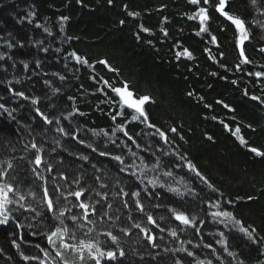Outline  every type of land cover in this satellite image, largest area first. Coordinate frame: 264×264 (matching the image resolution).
Listing matches in <instances>:
<instances>
[{
	"label": "trees",
	"instance_id": "16d2710c",
	"mask_svg": "<svg viewBox=\"0 0 264 264\" xmlns=\"http://www.w3.org/2000/svg\"><path fill=\"white\" fill-rule=\"evenodd\" d=\"M124 5L128 6L127 9ZM230 8L233 13L245 19L251 33V39L245 41L244 49L253 63L242 65L241 70L234 67L241 58L233 26L210 10L211 20L208 26L210 34L218 39L217 48L216 44L210 43L209 34H196L198 21L190 20L185 15H190L195 10L188 0H114L113 4H109L107 0H83V3L79 0H0V55L3 56L0 59V104L15 110L12 112L14 119L0 110V160L14 158L17 165L9 178L17 174L21 177L31 176L28 161L33 158L34 150L25 151L23 146L34 138L38 145L46 148L45 159L55 166L53 173H44L49 177L48 186L54 198L56 193L51 192L53 176L61 185V190H65L66 182L57 173L63 172L70 182L83 171L87 185H92L98 191L108 192L113 210L120 209V226H129L131 222L125 219L128 210L121 208L119 198H113L112 193L119 190L116 187L117 181L125 191H129L135 189L136 180L130 173L118 172L114 167L115 162H110L109 158L99 157L86 145L57 133L55 122L47 125L35 112V108L39 107L49 118L60 117V125L70 132L77 128L109 129L112 122L107 113L114 106L101 103L106 98L96 91V82L90 77L98 75L114 79L113 74L99 65L95 70L80 65L70 53L75 51L92 61L107 58L114 67L120 69L121 77L134 83L141 93L154 97L156 103L148 106L152 122L165 131L172 126L180 128L184 140H180L176 134H170V138L175 141L174 146H178L181 153L187 154L203 175L224 193V197H244L242 202L229 206V210L234 211L247 225L256 227L259 234L264 236V159L250 153L220 123L223 119L232 128L239 123L241 133L249 144L264 148V105L250 99L251 95L264 98V78L248 75L249 72L264 71V52L260 51L264 48V27L252 23L253 20L264 23V16L253 10L248 0H230ZM132 11L139 12L140 15L129 16L128 12ZM62 16L68 17V20L62 21ZM121 20L125 23L120 24ZM141 24L151 29V32L141 33L140 39H137L135 34L140 31ZM221 28L225 30L221 31ZM161 29L167 30V37ZM9 43L13 47H9ZM177 44L191 51L195 58L188 60L182 57L177 60L175 52L180 50L175 47ZM206 48L212 50V55L225 53L224 57L219 58L220 63L210 57ZM36 61L40 62L39 66ZM221 63L227 64V69L222 68ZM214 72L217 73L216 76L211 75ZM57 73L59 75H55ZM61 76L64 77L63 80L60 79ZM225 76L227 79H223ZM233 80L238 83L233 84ZM245 88L248 89V96L244 95ZM14 92H24L30 98L39 97L40 102L33 105L31 99L18 97ZM189 92L194 95L189 96ZM69 97L73 99L70 100ZM199 97H203V100H199ZM218 100L235 108V113L217 104ZM206 104L212 107L206 108ZM74 108H79L87 115L76 114L65 119ZM233 115L236 117L235 121L232 120ZM248 124L252 125L251 129L245 127ZM129 127L136 133L144 126L132 124ZM152 131L144 128V133ZM116 135L122 139L120 133ZM208 135L213 138L211 141L206 138ZM79 138L104 150L103 136H92L91 132L82 131ZM147 138L152 141V149H157V143L162 144L158 137ZM56 140L60 141L62 149L59 146L55 148L59 158L54 160L46 153L49 146H56ZM117 142L119 143V139ZM138 142L144 143L142 138H138ZM108 148H112V145L109 144ZM134 150L144 155L142 149ZM56 151H50L51 155ZM81 154L89 155L90 162L96 163L103 172L96 173L90 162L80 160ZM21 156L25 159H20ZM130 162L126 160V163ZM173 171L176 180L185 177L205 199L215 201L219 198L218 194L207 189L199 179H193L194 174L186 169L174 168ZM94 174L101 176V182L108 185L106 189L99 188V184L93 180ZM161 179L165 183L175 182L171 178ZM40 183L26 182L21 185V189L27 191L30 188L39 194ZM150 191L158 195L143 202L162 205L160 208L149 207L161 228H177L179 231V222L167 211L168 205L180 206L179 198L160 188H150ZM249 195L257 199L250 202L247 200ZM184 200L188 202L187 207L205 221L200 233L203 243L217 239L218 237L209 235L217 230V225L210 215H205V211L210 212L212 209L207 205L197 207L187 196ZM59 203L63 205L65 201L61 199ZM202 208L205 211H201ZM15 215L21 224H37L36 220L31 219L32 214ZM160 216L165 219L159 220ZM132 217L133 221L142 222L156 233L160 247L152 248L138 229H133L128 237L117 231L126 255L112 264H173L175 258H182L188 264L190 258L184 253L162 251L165 247H178L175 238L170 237L167 232L161 233L154 225H149L142 214L135 210L132 211ZM44 224H47L46 220ZM40 230H44V225H40ZM220 230L228 234L222 226ZM13 231L25 235L27 243L17 241L21 243V250L25 254H37L38 250L34 247L37 243L44 246L43 237L32 236L27 227L16 229L11 223L0 226V264H35L21 259L11 243L13 239H17L11 234ZM160 236L163 239H159ZM180 239L192 240L193 245L200 242L191 228L185 229ZM229 243L236 248L239 258L245 264H264V256L258 255L255 247L244 246L242 241L233 240L232 237L229 238ZM188 247L190 250L200 251L192 245ZM216 247L219 249V245ZM209 251L203 250L204 254Z\"/></svg>",
	"mask_w": 264,
	"mask_h": 264
},
{
	"label": "snow or ice",
	"instance_id": "6c2138e0",
	"mask_svg": "<svg viewBox=\"0 0 264 264\" xmlns=\"http://www.w3.org/2000/svg\"><path fill=\"white\" fill-rule=\"evenodd\" d=\"M79 2L83 3V0H79ZM107 2L113 4L114 0H107ZM188 3L194 6L195 10L190 15L187 13L185 15L190 20L198 21L197 35L209 34L210 43L216 44L217 48H219L218 39L215 35L210 34L208 26L211 20V10L223 17L226 22H229L237 35L239 57L241 59L239 63L235 64V69L241 70L242 65L253 63L244 49V43L251 39V33L245 19L232 12L230 0H188ZM248 3L260 16H264V6H262L264 0H248ZM124 7L127 9L128 6L124 5ZM128 15L137 17L140 13L132 11L128 12ZM61 20L66 21L68 17L62 16ZM119 23L124 24L125 21L121 20ZM252 23L264 27V23H260L257 20H253ZM139 29L140 31L135 34L137 39H140L141 33L151 32V29L143 24L139 25ZM224 30L221 28V31ZM45 31L48 30L45 29ZM161 31L167 37V30L161 29ZM8 46L13 47L11 43ZM175 47L180 49L175 52L177 60L182 57L188 60L195 58L193 53L187 48H182L179 44L175 45ZM44 51H47V49H44ZM205 51L217 63H220L219 58L225 55L224 52L212 55V50L208 48ZM260 51L264 52V48H261ZM70 56L80 65H86L93 70L99 65L102 69H106L113 74L114 79H105L98 75L90 77L96 82V91L102 93L106 98L101 103L114 106L107 113L112 126L109 129L99 130L77 128L70 132L60 125V117L49 118L39 107L35 108V112L43 123L53 125L55 122L57 125L55 131L57 133L62 134L64 137H71L77 140L79 144L86 145L87 148L92 150V153L97 154L99 157L109 158L110 162H115L114 167L118 169V172L130 173L136 181H139L135 189L129 191H125V188L121 187L119 181H117L116 187L119 190L112 193L113 198H119L121 208L128 210V215L125 219L131 223L127 227L120 226V209L113 210V202L109 200L108 192L98 191L92 185H87L83 171L70 182L68 176L63 172L57 173L60 179L66 182L67 187L65 190H61V185L56 182V177L53 176L51 192L56 193L54 198L48 186L49 177L44 173H53L55 166L45 159L44 146L38 145L33 138L30 143H26L23 146L25 151L34 150L32 151L33 158L28 161L31 165L30 177H21L17 174L10 179V173L14 172L17 167L14 163V158L0 160V226H7L11 223L16 229L27 227L31 230L30 234L32 236L43 237L44 246L42 247L40 243L35 244L34 247L38 250V253L28 255L21 250V243L17 242L19 240L27 243L25 235L21 232L13 231L11 234L15 235L17 239H13L11 243L17 249L21 259L26 262H35V264H89V262L91 264H112V262L118 261V258L126 255L124 248L121 246V236L117 234V231L128 237L132 234L133 229L140 230L143 238L152 248H159L160 245L157 242L156 233L150 227L144 226L142 222L133 221V210L142 214L149 225H154L161 233L167 232L170 237L175 238L179 246L165 247L162 251L165 253H184L187 258H190L188 264H245V261L239 258V252L236 248H233L229 243L230 237L233 240L242 241L244 246L255 247L258 255L264 256V236L259 234V230L256 227L247 225L236 216L234 211L229 210V206L242 202L244 197L226 199L224 193L212 184L208 177L203 175L196 164L188 158L187 154L181 153L178 146H174L175 141L170 138V134H176L180 140H184V136L180 134V128L172 126L165 131L152 122L148 106L156 103L154 97L141 93L134 83L121 77L120 69L114 67L107 58L92 61L88 57L77 54L75 51L70 53ZM0 59H3L2 55H0ZM39 63V61H36L37 66H39ZM24 66L27 68V63ZM220 66L227 69V64L221 63ZM211 75L216 76L217 73L214 72ZM248 75L255 78H264V71L249 72ZM60 79L63 80L64 77L61 76ZM223 79H227V77L225 76ZM232 83L237 84L238 81L233 80ZM54 91L58 92L59 89H54ZM243 91L245 96L249 95L247 88ZM14 95L24 99H31L33 105H37L40 102L39 97H27L24 92H14ZM188 95L192 96L194 93L189 92ZM69 99L72 100L73 98L69 97ZM250 99L259 101L261 105H264V98L261 96L251 95ZM199 100L202 101L203 97H199ZM216 103L232 113L236 111L235 108H231L223 100H218ZM205 107L211 108L212 105L206 104ZM0 110L6 112L9 118L14 119L12 116L14 109L10 110L4 104H0ZM76 114L87 115V113L81 112L79 108H74L64 118L70 119ZM212 119H216V117H212ZM232 120H236L235 115L232 116ZM220 123L250 153L264 159V148L251 146L242 135L239 123H236L234 128L226 124L223 119L220 120ZM132 124L143 125L144 127L141 128L140 132L134 133L129 127ZM245 127L251 129L252 125L248 124ZM144 128L152 129L153 131L144 133ZM82 131L91 132L92 136H103L105 138L103 143L104 150H101L100 147L95 146L93 143H88L85 139H80L79 133ZM117 133L122 135V139L117 137ZM142 133H144L143 137H141ZM149 136L158 137L162 144L157 143V149H152V141L147 138ZM138 138H142L144 143L138 142ZM206 138L209 141L213 139L210 135L206 136ZM118 139L119 143L117 142ZM54 143L60 146L59 140L54 141ZM109 144L112 145V148H108ZM134 149H142L144 155ZM157 150L159 155H157ZM12 151H15V149H12ZM51 151L54 152L56 149L52 148ZM20 159H25V157L21 156ZM79 159L90 162L89 155L81 154ZM126 160L131 162L126 163ZM90 166L96 173L103 172V169L98 168L96 163L90 162ZM174 168L186 169L187 172L194 174L193 179H199L207 189H211L214 194H218L219 198L215 201L207 200L196 191L191 181H187L185 177H179L176 180ZM161 177L171 178L175 182L165 183ZM93 180L99 184L101 189L108 187L107 184L101 182L100 175L94 174ZM36 181L41 182L39 194L30 188L27 191L21 189V185L26 182L32 184ZM150 188L163 189L179 198V207L167 206L170 216L179 222L177 226L180 229L179 231L177 228H161L157 218L149 210V207L160 208L162 205L143 202L158 195V193L150 191ZM186 196L190 197L197 207L199 205H207L212 209L208 212L202 208L201 211H205V215H210L211 220L217 225V230L209 233L211 236L218 237L217 239L209 243H203V236L200 233L201 226L205 221L187 207L188 202L184 200ZM68 197L72 199L69 200ZM61 199L65 201L63 205L59 203ZM256 199L254 196H247V200L250 202ZM76 209L79 211H74ZM14 213L20 215L25 213L32 214L31 219L36 220L37 224H21L17 221ZM158 219L164 220L165 217L160 216ZM45 220L47 224H44ZM40 225H44V230H40ZM221 226L227 230V235L225 231L220 230ZM187 228L193 230L199 237L200 242L193 245L192 240L185 241L180 239L181 233ZM159 239H163V236H160ZM189 245L200 251L190 250ZM217 245H219V249H217ZM240 246L237 245V247ZM204 249L210 250L209 253L204 254ZM224 254H226L227 258H225ZM173 264H185V261L182 258H175Z\"/></svg>",
	"mask_w": 264,
	"mask_h": 264
},
{
	"label": "bare ground",
	"instance_id": "6f19581e",
	"mask_svg": "<svg viewBox=\"0 0 264 264\" xmlns=\"http://www.w3.org/2000/svg\"><path fill=\"white\" fill-rule=\"evenodd\" d=\"M56 147H57V145H56L54 148H56ZM59 147H60V146H59ZM60 148L62 149V147H60ZM45 149H46V148H45ZM51 149H52V148L49 146L46 154H47V155H50V157H52V159L56 160L57 158H59V157H58V156H59V155H58V152L56 151L54 154L51 155V153H50ZM45 156H46V155H45ZM59 160H60V159H59ZM59 160H58V161H59ZM60 162H61V161H60ZM136 184H139V181H136Z\"/></svg>",
	"mask_w": 264,
	"mask_h": 264
}]
</instances>
